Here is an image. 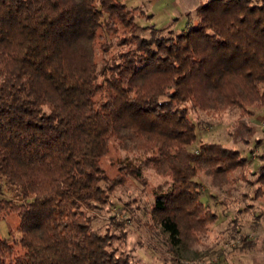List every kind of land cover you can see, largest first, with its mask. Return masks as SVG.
Wrapping results in <instances>:
<instances>
[{
    "label": "trees",
    "instance_id": "1",
    "mask_svg": "<svg viewBox=\"0 0 264 264\" xmlns=\"http://www.w3.org/2000/svg\"><path fill=\"white\" fill-rule=\"evenodd\" d=\"M194 15L162 34L124 0H0V216L19 217L18 236L0 237V264H135L88 209L109 204L142 166L168 182L153 209L172 246L184 227L215 219L198 171L264 197V162L251 171L238 148L216 141L188 148L197 132L183 104L237 107V127L250 130L244 116L264 109V0H202ZM114 46L99 70L98 50ZM112 141L127 162L108 177L99 159Z\"/></svg>",
    "mask_w": 264,
    "mask_h": 264
},
{
    "label": "rangeland",
    "instance_id": "2",
    "mask_svg": "<svg viewBox=\"0 0 264 264\" xmlns=\"http://www.w3.org/2000/svg\"><path fill=\"white\" fill-rule=\"evenodd\" d=\"M201 1L124 0L138 24L164 27L162 34L169 29H175L172 30L175 33L190 25L195 16L194 8ZM140 33L148 36L149 30ZM115 49L116 46L104 53L98 50L99 70L102 59L110 57ZM183 104L195 122L197 132V141L188 148H196L198 140L221 142L238 148L248 158V169H260L264 162V109L251 107L252 114L244 116L251 128L242 132L237 127V107L206 111L191 101ZM113 142L99 159L108 177L118 172L117 162H127L126 158L123 159L124 152L116 149ZM245 174L252 177L248 171ZM165 178L150 165L142 166L137 177L127 175L110 193L109 204L88 209L92 214L91 226L115 233L117 237L113 245L127 253L135 264H264V197L260 196V200L250 198L251 187L240 180L218 185L209 175L198 171L193 178L200 183V199L205 203L203 209L214 211L215 219L203 221L198 228L184 227L181 243L172 246L167 232L162 230L157 211L153 209L156 188L161 185L164 189L168 185L163 181ZM0 188L7 195L8 188L2 181ZM246 193L247 196H242ZM247 203L253 204L246 207ZM237 207L243 208L239 210ZM113 220H119L121 224L116 225ZM18 222L15 212L1 215L0 237L8 240L17 237L15 227Z\"/></svg>",
    "mask_w": 264,
    "mask_h": 264
},
{
    "label": "crops",
    "instance_id": "3",
    "mask_svg": "<svg viewBox=\"0 0 264 264\" xmlns=\"http://www.w3.org/2000/svg\"><path fill=\"white\" fill-rule=\"evenodd\" d=\"M241 207H237V209H240Z\"/></svg>",
    "mask_w": 264,
    "mask_h": 264
},
{
    "label": "built area",
    "instance_id": "4",
    "mask_svg": "<svg viewBox=\"0 0 264 264\" xmlns=\"http://www.w3.org/2000/svg\"><path fill=\"white\" fill-rule=\"evenodd\" d=\"M263 126H264V123H263Z\"/></svg>",
    "mask_w": 264,
    "mask_h": 264
}]
</instances>
